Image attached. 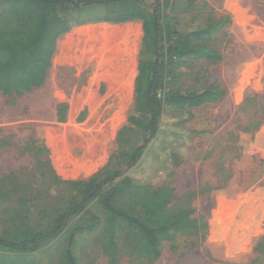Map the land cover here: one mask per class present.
I'll list each match as a JSON object with an SVG mask.
<instances>
[{
	"label": "rangeland",
	"instance_id": "1",
	"mask_svg": "<svg viewBox=\"0 0 264 264\" xmlns=\"http://www.w3.org/2000/svg\"><path fill=\"white\" fill-rule=\"evenodd\" d=\"M163 15L181 30L217 23L193 43L217 58L186 56L166 90L223 96L197 107L165 106L160 134L126 171L131 183L112 206L142 221L166 198L165 213L191 209L194 228L171 231L154 259L142 235L94 199L55 240L32 254L0 250V264H264V0H168ZM86 18L81 11L67 19L81 25ZM147 57L143 31L139 65ZM5 106L0 101V236L24 224L48 228L41 214L62 211L74 195L65 183L125 172V157L144 136L129 126L132 117L27 118L16 104ZM90 129L102 147L86 158L76 149ZM103 153L97 171L71 177Z\"/></svg>",
	"mask_w": 264,
	"mask_h": 264
},
{
	"label": "trees",
	"instance_id": "2",
	"mask_svg": "<svg viewBox=\"0 0 264 264\" xmlns=\"http://www.w3.org/2000/svg\"><path fill=\"white\" fill-rule=\"evenodd\" d=\"M0 4L3 5L0 14V92L5 96L20 97L41 86L50 65L54 42L70 30L72 25L68 24L67 18L76 12H85L87 18L82 23L119 24L141 20L148 55L139 65L136 82L138 114L128 121L129 126L142 130L144 136L133 147L132 154L125 157V172L105 173L87 182L65 183L74 195L62 211L53 215L41 214L50 221L48 228L40 230L29 224L14 228L9 235L0 236V250L11 254L37 252L55 240L67 223L96 199L111 218L121 219L135 228L145 239L144 251L158 259L171 231L194 228L193 211L180 208L166 214L169 200L158 198L139 221L131 212L114 208L112 202L131 183L126 171L139 163L149 144L160 134L165 106L197 107L223 96V91L213 89L201 93L166 90L174 84V71L186 56L217 58L202 46L193 45L214 33L217 23L186 30L170 27L169 16L163 15L168 0H0ZM5 200L0 194V202Z\"/></svg>",
	"mask_w": 264,
	"mask_h": 264
},
{
	"label": "crops",
	"instance_id": "3",
	"mask_svg": "<svg viewBox=\"0 0 264 264\" xmlns=\"http://www.w3.org/2000/svg\"><path fill=\"white\" fill-rule=\"evenodd\" d=\"M2 6L0 4V14ZM102 25L121 26L126 31L130 30L122 38L120 42L122 45L113 49V54L119 55L121 52L124 56L118 63L115 62V55L112 57L106 55L107 50H100L98 46L91 48L92 50L88 49V51L82 48L80 51L74 48V44L71 43L66 47L67 49L60 53L61 43L72 39L80 29L87 28V26ZM142 46L143 28L138 21L119 24L88 22L72 25L68 32L56 38L50 65L46 70L41 86L20 97L5 96L0 92V101L6 105L7 110L14 108L15 104L23 112L26 110L27 113H23V116L27 118L73 119L88 117L104 119L120 117L124 119L133 117L136 109V82L139 76V58ZM89 51L93 52L92 57ZM96 55L98 57H95ZM32 111H37V113H31ZM68 125L72 124L69 123ZM98 126H100L99 123ZM90 130V137L93 141L90 152L88 154L83 153L86 158L102 147L97 142L96 133L92 129ZM77 150L78 152L81 151L76 149V152ZM102 157L106 158L104 153ZM96 162H93L91 166L95 165ZM100 167L94 168L85 176L95 170L97 171ZM84 168L90 169V166Z\"/></svg>",
	"mask_w": 264,
	"mask_h": 264
},
{
	"label": "bare ground",
	"instance_id": "4",
	"mask_svg": "<svg viewBox=\"0 0 264 264\" xmlns=\"http://www.w3.org/2000/svg\"><path fill=\"white\" fill-rule=\"evenodd\" d=\"M127 29V28H126ZM130 31V30H128ZM128 31L125 30V28L121 26H108V25H102V26H87V28L80 29L78 32H76L73 36L72 39L69 41L63 42L60 45V53L64 50L67 49L66 47L69 44H74V48L79 49L81 51L82 48L88 49L94 48V47H99L100 50L106 49L107 54L110 57L115 55L116 60L115 62H119L124 56L122 55L121 52L118 54H113V49L118 48L122 45L121 40L122 38L128 34ZM124 44V43H123ZM109 48V49H108ZM92 50V49H91ZM99 50V51H100ZM116 50V49H115ZM95 51V50H93ZM122 51V50H121ZM90 52V51H89ZM67 53V52H66ZM78 53V52H77ZM83 53V52H82ZM81 53V54H82ZM93 53V52H92ZM92 53L91 57H92ZM102 53V52H101ZM80 54V53H79ZM78 54V55H79ZM105 54V53H104ZM75 55V54H74ZM98 55V54H97ZM95 57H98V56ZM100 55V54H99ZM126 55V54H125ZM61 56V55H60ZM64 56V55H63ZM101 56V55H100ZM99 56V58H100ZM104 56V55H103ZM58 57V56H57ZM85 57V56H83ZM81 59V58H80ZM96 59V58H95ZM102 59V58H101ZM93 61V60H92ZM95 61V60H94ZM85 62V61H84ZM97 62V61H95ZM98 63V62H97ZM106 63V62H105ZM82 64V63H81ZM109 64V63H107ZM112 64V62H110ZM105 66V65H104ZM114 77V76H113ZM79 130L77 131V133ZM81 132H79L80 135ZM91 130L86 131L83 136L80 138L81 143H82V148H78L79 150L83 151L84 154H88L92 148V139L90 137ZM82 134V133H81ZM78 135V136H79ZM78 139V138H77ZM78 141V140H77ZM79 142V141H78ZM80 143V144H81ZM78 144V143H77ZM52 145V144H51ZM55 144L53 143L52 147H54ZM106 150V149H105ZM106 155V154H105ZM107 156V155H106ZM105 157H102V159L98 160L95 165L90 166V169L88 168H83L81 171H72L71 177H80V176H85L87 175L91 170L94 168H98L103 164V160H105ZM65 174V173H63ZM66 175V174H65Z\"/></svg>",
	"mask_w": 264,
	"mask_h": 264
}]
</instances>
